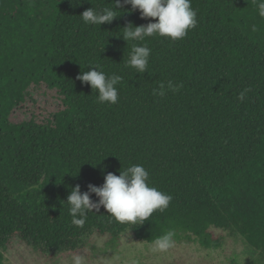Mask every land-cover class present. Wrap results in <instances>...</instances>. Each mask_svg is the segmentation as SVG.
Returning a JSON list of instances; mask_svg holds the SVG:
<instances>
[{"label":"trees","instance_id":"obj_1","mask_svg":"<svg viewBox=\"0 0 264 264\" xmlns=\"http://www.w3.org/2000/svg\"><path fill=\"white\" fill-rule=\"evenodd\" d=\"M111 2L0 0V264L14 237L42 254L74 253L92 234L116 241L130 231L150 244L168 228L204 250L223 246L213 229L239 236L264 264V18L254 0H191L197 26L177 41L147 38L143 74L125 67L133 42L121 36L127 23L151 18L130 5L100 27L79 16ZM89 65L123 77L116 104L97 103L76 79ZM169 80L183 87L154 96ZM38 88L59 109L30 111ZM132 164L172 195L169 207L136 225L110 222L101 207L73 225L71 188L100 186Z\"/></svg>","mask_w":264,"mask_h":264},{"label":"clouds","instance_id":"obj_2","mask_svg":"<svg viewBox=\"0 0 264 264\" xmlns=\"http://www.w3.org/2000/svg\"><path fill=\"white\" fill-rule=\"evenodd\" d=\"M258 15L264 18V0H254ZM111 7H90L79 16L86 25H100L111 23L117 18L118 12L126 5H130V11H139L141 19L151 21L146 25L134 26L127 23L123 29L121 38L124 41L133 42L125 67L135 69L136 73L143 74L149 65V57L152 49L148 47L147 38L166 37L171 41L185 38L188 31L197 26V11L193 9L191 0H112ZM252 31H257L255 25ZM89 71H82L76 79L81 84H86L98 93L97 103L116 104L119 100L118 85L123 77L117 74H107L100 65H89ZM182 83L171 80L160 83L153 95L164 97L168 91L179 92ZM250 87L239 92L237 99L243 102ZM119 175L107 172L100 186L88 184L87 191L81 192L80 186L71 188L67 197L69 216L71 223L83 228L89 212L98 213L103 207L110 215V222L119 224H142L147 221L154 212H164L172 201V195L152 186L149 171L142 164H132L129 167L118 170ZM95 195L96 200L92 199ZM176 229L168 228L162 234L150 242V250L153 253H164L175 246ZM84 257L74 255L73 264H83Z\"/></svg>","mask_w":264,"mask_h":264},{"label":"rangeland","instance_id":"obj_3","mask_svg":"<svg viewBox=\"0 0 264 264\" xmlns=\"http://www.w3.org/2000/svg\"><path fill=\"white\" fill-rule=\"evenodd\" d=\"M59 98L45 92L34 91L27 102L30 111L49 115L59 109ZM21 110L15 112L13 121L23 119ZM215 236L223 237V246L218 250H204L195 241L176 242L164 253H153L150 244L137 241L127 231L116 241L108 236L92 234L83 240V247L76 252L42 254L13 238L2 254V264H73L72 257L81 255L83 264H261L259 253L239 236H231L220 230H212Z\"/></svg>","mask_w":264,"mask_h":264}]
</instances>
